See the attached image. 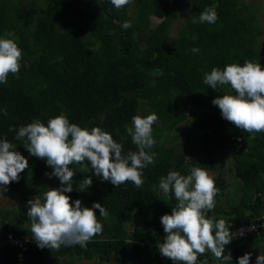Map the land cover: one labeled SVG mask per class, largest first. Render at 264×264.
I'll use <instances>...</instances> for the list:
<instances>
[{
    "label": "trees",
    "instance_id": "obj_1",
    "mask_svg": "<svg viewBox=\"0 0 264 264\" xmlns=\"http://www.w3.org/2000/svg\"><path fill=\"white\" fill-rule=\"evenodd\" d=\"M206 7L216 11L213 24L199 22ZM261 7L264 17V2ZM185 10L172 33L178 12ZM153 19L158 21L152 23ZM125 21L132 26L124 29ZM263 25L257 7L239 0H132L121 9L111 0H0V38L13 33L7 38L22 51L19 72L0 84V139L7 138L28 161L19 181L2 192L16 200L12 207L0 209V264H68L73 257L94 264H173L160 254L157 243L166 235L160 217L170 215L177 202L174 195H164L159 180L169 171L188 175L197 167L194 156L200 157L199 167L205 170L230 164L237 178L238 189L230 192L220 171L212 176L219 192L209 217L224 219L231 232L233 224L264 215V132L251 138L253 134L223 119L212 101L235 93L228 85L213 90L203 82L204 73L213 67L223 69L234 62L242 66L245 59L264 68V44L259 41ZM193 48L199 51L194 53ZM61 113L82 128L108 132L125 154L137 150L126 131L132 116L156 114L155 144L146 149L154 154V163L143 169L140 188L131 182L114 187L95 176L90 165L88 172L79 164L70 165L75 171L73 191L65 195L70 203L79 199L83 207L91 208L98 202L107 210L104 218L93 209L102 233L84 247L42 249L26 241L23 250L15 249L5 243L8 233L32 238L27 201L47 188L61 187L55 176L45 186L43 179L52 167L29 154L15 139L16 130L34 119L47 126L49 118ZM187 119L191 148L184 144L182 131L171 134ZM86 176L93 183L79 191ZM23 218L29 222L26 231L15 225ZM127 221L133 223L132 230L126 229ZM248 252L250 264H256V257L264 254V231L233 238L225 246L230 264H238V257ZM213 257L206 252L198 256V264L204 260L212 264Z\"/></svg>",
    "mask_w": 264,
    "mask_h": 264
},
{
    "label": "clouds",
    "instance_id": "obj_2",
    "mask_svg": "<svg viewBox=\"0 0 264 264\" xmlns=\"http://www.w3.org/2000/svg\"><path fill=\"white\" fill-rule=\"evenodd\" d=\"M132 0H111L116 9H121ZM214 8L206 7L198 17L199 22L213 24L217 20ZM196 23V18H193ZM131 22L122 24L130 28ZM13 33H7L12 37ZM0 38V84L7 83L8 75H16L20 70L22 51L14 39ZM194 53L198 48H193ZM203 82L216 90L230 86L233 94H223L213 99L212 104L220 109L223 119L238 129L253 134L264 132V68L259 62L245 59L243 65L226 64L223 69L213 67L204 73ZM156 114L133 115L131 126L126 128L136 151L123 153V146L111 134L100 127H80L70 123L64 113L51 117L47 126L34 119L16 130L15 139L22 141L30 155L46 160L53 171L49 175L60 181L61 187L47 188L40 197L27 201V217L30 221L32 238L39 248L59 250L63 246H86L93 237L103 231L93 209H98L100 217L107 218V210L98 202L91 208L83 207L79 199L70 203L65 193L73 191L72 177L75 171L69 166L81 165V171L88 172L89 165L94 175L114 187L131 182L140 188L144 184L143 169L154 163L151 149L153 124ZM13 129L10 128L9 131ZM7 138L0 139V192L6 191L11 182H18L19 174L28 168L27 159L14 150ZM87 162V163H86ZM92 178L86 176L78 184L79 191L92 185ZM159 188L165 196L174 195L176 204L171 214L160 217L166 235L163 243L157 244L160 254L173 264H198V256L211 252L217 260L230 264L232 257L225 255V246L232 239L229 224L224 219L216 220L207 215L216 204L214 179L202 167H192L188 175L179 171H169L159 180ZM242 235V232L239 233ZM252 253L238 257V264H250ZM21 256V253H20ZM201 264H208L207 260ZM256 264H264V254L256 257Z\"/></svg>",
    "mask_w": 264,
    "mask_h": 264
},
{
    "label": "rangeland",
    "instance_id": "obj_3",
    "mask_svg": "<svg viewBox=\"0 0 264 264\" xmlns=\"http://www.w3.org/2000/svg\"><path fill=\"white\" fill-rule=\"evenodd\" d=\"M240 3H243V4H252V5H255L258 9V12H259V21L261 24H264L263 23V11H262V3L264 2V0H239ZM186 10L182 13L179 14L178 12V15L176 17V19L173 21L172 23V26H171V31L172 33L176 32L178 26L180 25V23L182 22L183 20V16L186 14ZM158 19H153L151 20L152 23H155L157 22ZM14 38L16 39V37L14 36ZM260 43L264 44V25H263V33L262 35L260 36V39H259ZM100 72V69H97V73ZM181 131L183 132L184 136H183V142L184 144L191 148L192 147V144H191V141H192V135H191V126H190V120H184L182 121L174 130L171 131V134H175V135H178L179 133H181ZM167 144V143H166ZM193 158L194 159V162L196 164L197 167L201 166L202 165V160L200 159V157L198 156H194ZM228 158V156H227ZM219 159H224L222 157L219 156ZM208 172V174L212 177V176H215L219 171L220 173L222 174V177L224 178V180L226 182H228L227 184V190H229L230 192H234L238 189V186L235 185L236 181H237V178H235L233 176V170H232V167L230 164H225L221 170L219 168H213L211 170H206ZM31 172H28L27 175H30ZM51 177L48 176V177H45L43 179L44 183H45V186L47 187V182L48 180L50 179ZM15 198L14 197H10L9 195H6L2 192H0V209H5V208H10L12 207L14 204H15ZM246 211L245 210H242V214H244ZM222 215V214H221ZM132 215H130L129 217H131ZM134 217V216H133ZM24 220L22 221H15V225L18 227V228H23L24 231L27 230V226L29 225V222L27 221L28 219L27 218H23ZM131 221V220H130ZM128 222L127 221V224L125 225L126 229L128 230H132V227H133V223L132 222ZM158 244V243H157ZM68 262V264H94V261H87L83 258H77V257H73L69 260V258L66 260V263ZM109 264H115V263H109ZM212 264H217L215 262V259L214 257L212 258Z\"/></svg>",
    "mask_w": 264,
    "mask_h": 264
},
{
    "label": "built area",
    "instance_id": "obj_4",
    "mask_svg": "<svg viewBox=\"0 0 264 264\" xmlns=\"http://www.w3.org/2000/svg\"><path fill=\"white\" fill-rule=\"evenodd\" d=\"M264 231V215L254 217L250 222H239V224H233V228L231 230L233 234V238H241L243 236L258 234L259 232ZM242 232V235L239 234ZM26 241L35 242L34 238H28L27 236L24 238H18L8 233L6 235L5 243L14 247L15 249L23 250L25 248L24 244ZM18 257L20 259V252L18 253Z\"/></svg>",
    "mask_w": 264,
    "mask_h": 264
}]
</instances>
